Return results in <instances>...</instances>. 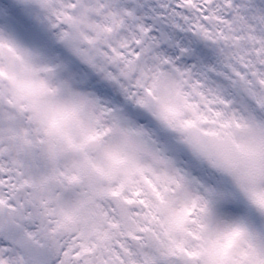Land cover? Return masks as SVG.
Listing matches in <instances>:
<instances>
[{
    "label": "snow or ice",
    "instance_id": "1",
    "mask_svg": "<svg viewBox=\"0 0 264 264\" xmlns=\"http://www.w3.org/2000/svg\"><path fill=\"white\" fill-rule=\"evenodd\" d=\"M0 264H264V0H0Z\"/></svg>",
    "mask_w": 264,
    "mask_h": 264
}]
</instances>
